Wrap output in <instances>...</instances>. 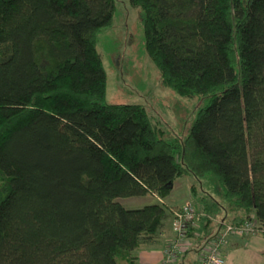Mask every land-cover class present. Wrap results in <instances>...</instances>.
I'll use <instances>...</instances> for the list:
<instances>
[{
	"label": "trees",
	"instance_id": "trees-1",
	"mask_svg": "<svg viewBox=\"0 0 264 264\" xmlns=\"http://www.w3.org/2000/svg\"><path fill=\"white\" fill-rule=\"evenodd\" d=\"M127 1L161 85L209 102L165 140L142 105L105 101L114 0H0V264H139L186 175L223 194L191 186L202 233L225 208L264 230V0Z\"/></svg>",
	"mask_w": 264,
	"mask_h": 264
},
{
	"label": "rangeland",
	"instance_id": "rangeland-1",
	"mask_svg": "<svg viewBox=\"0 0 264 264\" xmlns=\"http://www.w3.org/2000/svg\"><path fill=\"white\" fill-rule=\"evenodd\" d=\"M114 3L112 24L98 33L96 46L106 74V103L142 105L148 117L164 132L165 140L183 139L197 111L207 106L209 99H186L161 85L159 73L144 50L140 9L130 6L127 0H114ZM179 181L187 191L195 185L198 198L209 197L225 205L222 191L211 176L197 180L186 175ZM119 201L122 205L133 202ZM222 214L223 211L218 217ZM201 245L192 247L194 253ZM231 264H236L235 259Z\"/></svg>",
	"mask_w": 264,
	"mask_h": 264
},
{
	"label": "crops",
	"instance_id": "crops-1",
	"mask_svg": "<svg viewBox=\"0 0 264 264\" xmlns=\"http://www.w3.org/2000/svg\"><path fill=\"white\" fill-rule=\"evenodd\" d=\"M177 179L174 182L172 191L170 195L163 200L166 206L170 208H178L185 201L192 199L190 188L189 191L181 187L180 180ZM132 200L130 204L124 205L127 208H140L146 204L152 203L156 200L153 197H141V198H128ZM193 200V199H192ZM120 202V201H119ZM199 209V207H197ZM222 216H216L217 219H214L209 226L203 231H201L203 225V217L198 219V224L200 225L198 234L203 235L200 242L195 243L197 246L202 244L206 238H211L217 231L218 227L216 221L224 219L227 223H238L241 222L245 217L240 214H235L230 212L227 209H223ZM221 211V212H222ZM200 212V209H199ZM173 233L171 230V218L167 219L164 222V225L159 232L158 236L155 238V241L152 245L145 246L141 248L138 253L139 264H160L163 256L164 250L167 243L172 239ZM199 238V237H195ZM207 238V239H208ZM192 243L194 240H192ZM194 246V244H193ZM264 238L260 234L245 236L242 238L229 237L224 243L221 249L223 264H231L232 260L235 259L236 264H264ZM199 250L194 251L192 248L188 249L184 253H181L174 264H197Z\"/></svg>",
	"mask_w": 264,
	"mask_h": 264
},
{
	"label": "built area",
	"instance_id": "built-area-1",
	"mask_svg": "<svg viewBox=\"0 0 264 264\" xmlns=\"http://www.w3.org/2000/svg\"><path fill=\"white\" fill-rule=\"evenodd\" d=\"M203 216V215H201ZM198 217L195 202L192 199L185 201L180 207L172 212L171 230L172 239L167 243L164 256L160 264H174L177 257L193 247L188 231L193 230V237H199L197 231L200 225L196 221ZM218 231L206 239L199 247L197 264H223L221 249L229 237L242 238L245 236L262 234L263 228L259 226L254 216L243 219L242 222L231 224L224 220L216 221Z\"/></svg>",
	"mask_w": 264,
	"mask_h": 264
}]
</instances>
